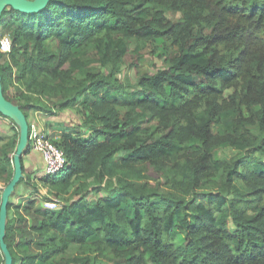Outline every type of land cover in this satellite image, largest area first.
I'll return each instance as SVG.
<instances>
[{"label":"trees","instance_id":"obj_1","mask_svg":"<svg viewBox=\"0 0 264 264\" xmlns=\"http://www.w3.org/2000/svg\"><path fill=\"white\" fill-rule=\"evenodd\" d=\"M0 35L2 92L27 122L81 105L92 130L64 134L66 165L43 177L60 193L79 178L82 195L57 210L9 201L12 264H264V0H51L5 10ZM147 42L163 67L124 85ZM17 142L0 136V197Z\"/></svg>","mask_w":264,"mask_h":264},{"label":"rangeland","instance_id":"obj_2","mask_svg":"<svg viewBox=\"0 0 264 264\" xmlns=\"http://www.w3.org/2000/svg\"><path fill=\"white\" fill-rule=\"evenodd\" d=\"M166 16L169 20H177L181 17L179 13L173 11L167 12ZM163 51L164 50L162 49V46L159 44V42L143 43L142 50L140 51V59L135 60V58H129L128 64L122 65L115 77L118 78L124 85H134L140 74H153L163 67ZM5 61L6 58L4 57L0 60V63H4ZM132 64L135 66H133ZM93 68L95 70L101 71L104 69L101 68L98 62H95L93 64ZM8 94L10 97H12L14 94L13 90H10ZM43 114L44 115L42 116L40 122L43 125L44 130L38 128L36 124L35 126L33 122H31V124H33V126L37 127L40 131H42V133H44L47 138L57 144L62 143V137L64 134H70L73 137H79L81 139L89 138L92 134L91 128L87 127L83 123L84 112L82 110L81 105H78L74 108H67L62 111H53L52 113ZM154 125L155 124L151 123L149 125H146V127L152 128ZM16 135L17 130L12 124L11 120L9 118L0 117V136L2 137L3 141L6 143ZM27 149H31L29 145ZM235 154L236 151L230 150L228 148H223L219 152V155L226 159H229ZM25 176L28 178V180H25L20 183L16 187L14 196L10 197L9 201L12 203L13 206L22 204L31 198H37L38 207H47L57 210L60 205L63 204L65 201L75 199L79 195L83 194V192L80 191L76 192V190L80 188V184L82 183L81 179L79 178L74 181L73 186L66 190V192H64L65 190H63V192L60 193L58 189L52 188L49 186V184L44 183L43 176H40L38 178L35 176L33 177L29 175V173L26 171ZM86 183L90 186L95 185V182L92 179L87 180ZM106 193L107 192L105 190L97 188L95 191L89 194L87 198L90 202H94L97 199L104 197ZM126 212L130 216L133 215V209L130 205L126 206ZM9 215H12V211L9 212ZM175 240L177 242H180V237L176 235ZM76 249V246H71L67 255L69 257L73 256L76 252Z\"/></svg>","mask_w":264,"mask_h":264},{"label":"water","instance_id":"obj_3","mask_svg":"<svg viewBox=\"0 0 264 264\" xmlns=\"http://www.w3.org/2000/svg\"><path fill=\"white\" fill-rule=\"evenodd\" d=\"M51 0H0V18L7 9L23 14H36L41 12ZM0 114L9 118L18 130V142L12 156L13 175L2 189L0 197V251L3 264H12V256L4 241L8 218L7 206L16 185L24 178L21 158L28 148L29 126L27 119L19 106L9 102L3 95L0 75Z\"/></svg>","mask_w":264,"mask_h":264},{"label":"built area","instance_id":"obj_4","mask_svg":"<svg viewBox=\"0 0 264 264\" xmlns=\"http://www.w3.org/2000/svg\"><path fill=\"white\" fill-rule=\"evenodd\" d=\"M5 37L7 36H2L0 39V52L7 55L11 51V41ZM28 145L41 156L44 178L55 177L66 165V157L62 148L32 124L29 128Z\"/></svg>","mask_w":264,"mask_h":264},{"label":"crops","instance_id":"obj_5","mask_svg":"<svg viewBox=\"0 0 264 264\" xmlns=\"http://www.w3.org/2000/svg\"><path fill=\"white\" fill-rule=\"evenodd\" d=\"M43 115L44 114L42 112H30V114L28 116L29 124H31V122H33L34 125L36 124L38 128L44 130L43 129L44 127L40 122ZM23 157H22L23 165H24L25 171L28 172L29 175H31L33 177L35 176L37 178L40 176H43L44 165H43V161L41 159V156L38 153H36L32 149H30L24 154Z\"/></svg>","mask_w":264,"mask_h":264},{"label":"clouds","instance_id":"obj_6","mask_svg":"<svg viewBox=\"0 0 264 264\" xmlns=\"http://www.w3.org/2000/svg\"><path fill=\"white\" fill-rule=\"evenodd\" d=\"M5 39H7V37H5Z\"/></svg>","mask_w":264,"mask_h":264}]
</instances>
